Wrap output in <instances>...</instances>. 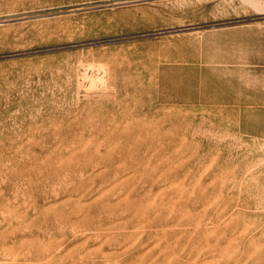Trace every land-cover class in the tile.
Here are the masks:
<instances>
[{
    "label": "rangeland",
    "instance_id": "rangeland-1",
    "mask_svg": "<svg viewBox=\"0 0 264 264\" xmlns=\"http://www.w3.org/2000/svg\"><path fill=\"white\" fill-rule=\"evenodd\" d=\"M0 264H264V0H0Z\"/></svg>",
    "mask_w": 264,
    "mask_h": 264
},
{
    "label": "bare ground",
    "instance_id": "bare-ground-1",
    "mask_svg": "<svg viewBox=\"0 0 264 264\" xmlns=\"http://www.w3.org/2000/svg\"><path fill=\"white\" fill-rule=\"evenodd\" d=\"M128 3V2H127ZM105 6V5H104Z\"/></svg>",
    "mask_w": 264,
    "mask_h": 264
}]
</instances>
